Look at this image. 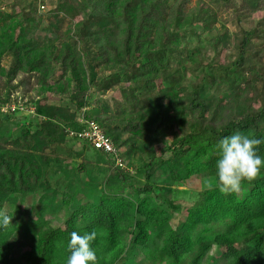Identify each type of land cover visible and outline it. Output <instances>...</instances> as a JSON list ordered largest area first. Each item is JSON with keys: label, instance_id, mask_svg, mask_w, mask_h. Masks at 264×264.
<instances>
[{"label": "trees", "instance_id": "trees-1", "mask_svg": "<svg viewBox=\"0 0 264 264\" xmlns=\"http://www.w3.org/2000/svg\"><path fill=\"white\" fill-rule=\"evenodd\" d=\"M42 1L38 14L35 0H0V212L57 195L53 179L71 157L86 178L68 176L38 219L0 227V264H66L71 233L93 229L99 264H264V167L239 194L216 187L224 137L264 140V0ZM207 47L213 58L200 63ZM221 49L233 55L216 61ZM30 90L37 99L28 102ZM110 90L121 99L116 117L105 99L83 116L124 151L107 173L91 156L113 155L70 130L85 128L89 94ZM48 94L59 101L42 102ZM256 151L264 157V143ZM195 177L213 187L202 183L181 214L188 192L179 188ZM59 214L63 227L50 224Z\"/></svg>", "mask_w": 264, "mask_h": 264}, {"label": "rangeland", "instance_id": "rangeland-1", "mask_svg": "<svg viewBox=\"0 0 264 264\" xmlns=\"http://www.w3.org/2000/svg\"><path fill=\"white\" fill-rule=\"evenodd\" d=\"M46 11V10H45ZM45 11H37L38 14H42L44 13ZM222 18H225L226 15H220ZM220 17V18H221ZM221 54H219V58H216V61L221 59L222 62L226 61L230 55L233 53V50L230 49V50H224V55H223V49H221ZM233 55V54H232ZM211 58H213V52L210 51V49L207 47V48H203L200 53H199V62L200 63H205L206 61H209L211 60ZM10 57H8L7 55L4 56V58L2 59L1 61V64L5 67H7L10 63ZM198 73V72H197ZM189 75V74H188ZM188 80V79H187ZM193 79L191 80V82L188 84V90L190 89L191 85L194 83L192 82ZM17 82V79L14 80L13 84H16ZM161 85V83H158V86ZM165 85V84H164ZM31 86V84H27V83H24L22 84L21 86H18L16 89H14L12 92V95L13 96H16L18 95L21 96L22 95V91L24 90V87L27 88L29 90V87ZM35 87V86H34ZM27 95H31L33 98H31L30 96H24L25 98L28 97V102L29 101H34L35 99H37L36 96H34V92L33 90H30L29 92L25 93ZM154 95H152V103L153 105H155V102H156V99H157V95L156 97H154ZM97 99H105V102L110 106V109L112 111V114L110 115V117H116L115 116V112H114V106H115V101L119 102L121 101L120 99V95L118 94V92H113V91H107V92H103L101 94H94V96L92 94H89L88 96V100H89V103L84 106V108L81 110L78 118L81 119L86 112L90 111L93 107V105H98V107H101V103H97ZM21 101L20 98L17 99V103H19ZM59 101V98L58 96L54 95V94H48L47 97H45V99L42 100V102H58ZM166 102V101H165ZM15 104V103H14ZM21 105V104H20ZM29 106L30 110L33 109V105L32 104H29L27 105ZM26 115V114H25ZM7 126H13V122L12 121H7L6 123ZM115 147V145H114ZM119 149V148H118ZM120 151V149H119ZM118 152V151H117ZM123 152H120V156H119V152L114 154L112 159L111 158H108L109 161L108 163H104V162H98V158L97 156H91L92 157V162H96L98 167L101 168V169H104L107 167L108 169V172L107 173H110L114 170H117V168H121L122 165H123V161H122V158H123ZM91 155V154H90ZM119 157V158H118ZM117 158L120 160V163L121 165H118L116 163L117 161ZM118 160V161H119ZM80 158L79 157H71L69 158L68 160H66L64 166H62L61 169L57 170L56 173H57V176L55 179H53V182H52V185L54 186V188L56 189L57 191V195L55 194H52V193H45V194H41V193H35V194H32V195H29V196H26L24 198H20L19 200H15L13 203L8 209L6 208V210L3 211V213H6L7 215L9 216H12V220L13 222H23V223H28L30 220H36L38 219V216H39V210L41 208V206L43 205V199L44 200H50V199H57L58 198V195L61 194V192L64 190L65 188V182H66V179L68 176H73L77 183L80 182L81 184V180L86 178L85 177V172L83 169L82 170H77L76 167L78 166L79 162H80ZM133 161L136 162V159L133 158ZM124 167L126 168V166L124 165ZM128 169H125V170H128V171H131L134 173V171L131 169L130 166H127ZM124 169V168H122ZM100 170V169H99ZM95 173V171L93 172ZM100 173V172H99ZM106 173V174H107ZM132 173V174H133ZM106 174H104L103 172H101L99 174V176L101 178H104V176H106ZM208 181H210L209 179H200L198 177H195L191 180H188L187 181V184L185 186H181L179 189H185L187 190L188 193L186 194H183L182 197L184 198L183 201L184 202V209L182 210L181 214H185L186 213V210L189 206H191V204L193 203V201L196 199V193L197 191H199L200 189H202V187L204 186H207L208 185ZM203 183V184H202ZM201 184L203 186H201ZM76 185V183H75ZM79 185V184H78ZM94 193H96L97 195L100 194V190L99 189H96L93 191ZM178 217L179 215H176L175 216V219H173L174 221L178 220ZM11 220V221H12ZM50 224L51 225H54V226H61L63 227L64 224H63V216L62 214L60 215H57V216H51L50 218ZM31 235H29V237L27 239H24L22 237L19 238V241L22 242L21 244H26L27 240L29 241ZM26 248V246L24 247ZM25 251V252H24ZM21 254L22 256L19 258V259H24L25 258V255L26 254V250H24ZM212 254H217L218 253V250L215 248V246H212V249H211V252ZM18 258H14V261H16ZM99 264V263H97ZM101 264V263H100Z\"/></svg>", "mask_w": 264, "mask_h": 264}, {"label": "clouds", "instance_id": "clouds-1", "mask_svg": "<svg viewBox=\"0 0 264 264\" xmlns=\"http://www.w3.org/2000/svg\"><path fill=\"white\" fill-rule=\"evenodd\" d=\"M264 140L255 138L253 133L236 132L224 137L218 144L219 158L216 161V178L219 191L224 195L239 194L242 182H252L258 178L264 167V157L256 149ZM209 189L213 187L208 185ZM12 216L0 212V227L7 228ZM97 231L85 232L83 235L76 231L71 233L67 244L70 253L66 264H97V254L92 248V242L97 239Z\"/></svg>", "mask_w": 264, "mask_h": 264}, {"label": "built area", "instance_id": "built-area-1", "mask_svg": "<svg viewBox=\"0 0 264 264\" xmlns=\"http://www.w3.org/2000/svg\"><path fill=\"white\" fill-rule=\"evenodd\" d=\"M35 1H36V8L38 11H43L46 8L42 0H35ZM4 109L5 108H3V110ZM79 121L86 123L85 128H83L79 132H74L70 130L71 135L75 134L79 138L84 139L87 142H89L93 147L102 149L106 153H109L112 155L117 153V149L114 147L111 140L103 133L100 126L95 121L93 120L87 121L84 117L79 119ZM118 158H117L116 163L118 165H121L120 160Z\"/></svg>", "mask_w": 264, "mask_h": 264}]
</instances>
